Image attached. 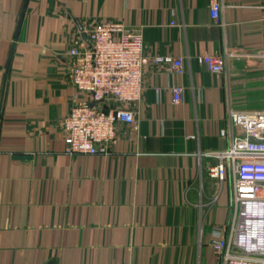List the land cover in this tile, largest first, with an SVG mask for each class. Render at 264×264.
<instances>
[{"label": "crops", "instance_id": "crops-1", "mask_svg": "<svg viewBox=\"0 0 264 264\" xmlns=\"http://www.w3.org/2000/svg\"><path fill=\"white\" fill-rule=\"evenodd\" d=\"M221 1L216 21L211 0H0V264H219L233 189L206 153L229 146L231 108L264 109V0ZM112 20L185 72L149 63L138 127L118 123L110 155L71 156L62 121L86 95L69 50Z\"/></svg>", "mask_w": 264, "mask_h": 264}, {"label": "built area", "instance_id": "built-area-1", "mask_svg": "<svg viewBox=\"0 0 264 264\" xmlns=\"http://www.w3.org/2000/svg\"><path fill=\"white\" fill-rule=\"evenodd\" d=\"M221 6V0H211L216 21ZM87 34L88 43L69 50V77L86 98L75 96L62 121L66 153L110 155L118 140L117 124L138 127L135 108L144 96L149 63L168 62L171 74L182 75L185 61L183 56H150L142 33L120 20L98 22ZM200 59L215 73L227 65V56L221 53H202ZM170 88L173 101L181 103L184 87ZM229 120L230 128L220 130L229 146L206 155L217 158L211 176L232 183L233 213L229 225L215 228L210 245L219 264H264V109L231 108Z\"/></svg>", "mask_w": 264, "mask_h": 264}]
</instances>
